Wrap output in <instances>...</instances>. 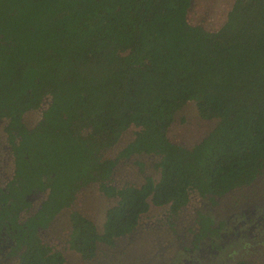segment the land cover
<instances>
[{
	"label": "trees",
	"instance_id": "trees-1",
	"mask_svg": "<svg viewBox=\"0 0 264 264\" xmlns=\"http://www.w3.org/2000/svg\"><path fill=\"white\" fill-rule=\"evenodd\" d=\"M193 1L0 0V121L14 170L0 187V256L66 264L41 233L91 184L115 204L101 231L70 212L68 247L85 261L133 234L151 207L176 216L192 195L215 203L262 174L264 0H234L216 30L189 22ZM190 102L216 123L186 148L168 132ZM40 109L28 128L24 115ZM144 155L158 179L116 187L118 163ZM228 224L198 212L193 253L218 256Z\"/></svg>",
	"mask_w": 264,
	"mask_h": 264
},
{
	"label": "rangeland",
	"instance_id": "rangeland-1",
	"mask_svg": "<svg viewBox=\"0 0 264 264\" xmlns=\"http://www.w3.org/2000/svg\"><path fill=\"white\" fill-rule=\"evenodd\" d=\"M233 3L234 0H194L188 15L189 22L216 30L224 23ZM47 104L48 100L43 108ZM42 109L25 114L27 127L34 128L37 125ZM215 123L216 120H203L196 105L190 102L177 113L168 135L173 143L191 148ZM6 125V121L0 122V186H4L13 176ZM135 131L134 128L128 130L118 146L106 153L105 157H116L122 147L134 138ZM154 161L153 156L146 155L120 161L114 184L118 188L140 186L147 177L158 179V173L153 168ZM98 188V184L83 188L74 206L61 213L52 226L41 233L45 243L63 252L66 264H237L242 261L264 264V171L252 185L217 198L215 203L192 195L187 207L176 216L169 212L168 206L151 207L133 234L117 239L113 246L100 244L95 258L84 261L68 247L69 214L71 211L82 213L101 231L106 212L114 206L115 199L106 197ZM43 199L44 195L35 197L34 208ZM198 212L213 217L216 224L220 221L229 222L224 230L231 238L228 243H224L221 254L215 258L200 257L187 251L194 239L192 232L197 228ZM0 264H18V261L1 258Z\"/></svg>",
	"mask_w": 264,
	"mask_h": 264
},
{
	"label": "flooded vegetation",
	"instance_id": "flooded-vegetation-1",
	"mask_svg": "<svg viewBox=\"0 0 264 264\" xmlns=\"http://www.w3.org/2000/svg\"><path fill=\"white\" fill-rule=\"evenodd\" d=\"M26 114H27V113H26ZM24 116H25V115H24ZM3 121H5V120H3ZM0 122H1V121H0ZM6 123H7V122H6ZM28 128H29V127H28ZM9 151H10V150H9ZM12 164H13V161H12ZM13 171H14V170H13ZM11 178H12V177H11ZM6 184H7V183H6ZM6 184H5V185H6ZM5 185H4V186H5ZM4 186H0V187H4ZM186 207H187V206H186ZM186 207H185V208H186ZM77 212H78V211H77ZM81 214H82V213H81ZM84 216H85V215H84ZM193 240H194V239H193ZM115 243H116V241H115ZM106 246H107V245H106ZM192 247H193V245H192V242H191V246H190V248H187V251H188L189 253H191V254H193ZM97 251H98V250H97ZM6 253H7V252L1 254L0 259H1V258H7V259H11V260H13V261H14V260L17 261L16 258H8L7 255H6ZM220 254H221V253H219L218 255H220ZM96 255H97V254H96ZM216 257H217V256H216ZM214 258H215V257H214ZM81 259H82V258H81ZM82 260H83V259H82ZM84 261H85V260H84Z\"/></svg>",
	"mask_w": 264,
	"mask_h": 264
}]
</instances>
